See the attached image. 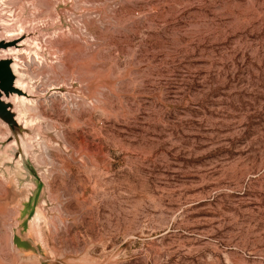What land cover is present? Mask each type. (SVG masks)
Segmentation results:
<instances>
[{
    "label": "rangeland",
    "instance_id": "1",
    "mask_svg": "<svg viewBox=\"0 0 264 264\" xmlns=\"http://www.w3.org/2000/svg\"><path fill=\"white\" fill-rule=\"evenodd\" d=\"M0 2V264H264V0Z\"/></svg>",
    "mask_w": 264,
    "mask_h": 264
},
{
    "label": "water",
    "instance_id": "2",
    "mask_svg": "<svg viewBox=\"0 0 264 264\" xmlns=\"http://www.w3.org/2000/svg\"><path fill=\"white\" fill-rule=\"evenodd\" d=\"M10 32L11 29L5 26L0 12V123L7 127L8 140H10L12 150H16L17 153L19 149L16 146V142L21 143L23 136L27 137L31 131L24 124L25 122L22 118L24 113L21 112L20 105L16 99L26 98L28 101H32L34 96L26 88L23 75L17 74L14 69L15 64L18 65L15 55H7V52L11 49L16 50V52H22L26 48L27 35L14 37L10 35ZM18 82H22L23 86L20 87ZM19 162L22 170H25L24 166H28L27 160L21 157ZM36 190H38L37 185ZM29 200V202L32 201V196ZM26 213L28 212L26 211Z\"/></svg>",
    "mask_w": 264,
    "mask_h": 264
},
{
    "label": "bare ground",
    "instance_id": "3",
    "mask_svg": "<svg viewBox=\"0 0 264 264\" xmlns=\"http://www.w3.org/2000/svg\"><path fill=\"white\" fill-rule=\"evenodd\" d=\"M2 1V0H1ZM4 2V1H3ZM6 5V4H5ZM11 5H13V4H11ZM13 9H15V8H13ZM14 52H16V50H14V49H11V50H9L8 52H7V55H14ZM20 57V56H19ZM34 57V56H33ZM16 59V58H15ZM14 69H15V71H16V73L17 74H21V72H20V70H19V66L17 65V64H15V66H14ZM23 71V70H22ZM24 72V71H23ZM22 75V74H21ZM18 85L20 86V87H22L23 86V83L22 82H18ZM40 90V89H39ZM45 91H46V89H45ZM43 93V92H42ZM17 100V102L19 103V105H20V108H21V112L22 113H24V112H27V110L29 109L28 108V105H27V103H28V100L26 99V98H21V99H16ZM32 106V105H31ZM30 107V106H29ZM50 126V125H49ZM50 128V127H49ZM52 131V130H51ZM44 144H46V143H44ZM41 147H42V145H41ZM41 152V151H40ZM39 157V156H38ZM37 157V158H38ZM36 158V159H37ZM39 162V161H38ZM38 164V163H37Z\"/></svg>",
    "mask_w": 264,
    "mask_h": 264
}]
</instances>
